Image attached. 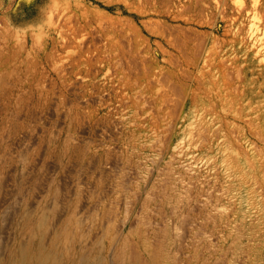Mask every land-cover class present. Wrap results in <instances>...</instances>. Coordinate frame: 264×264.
Here are the masks:
<instances>
[{
  "label": "rangeland",
  "instance_id": "1",
  "mask_svg": "<svg viewBox=\"0 0 264 264\" xmlns=\"http://www.w3.org/2000/svg\"><path fill=\"white\" fill-rule=\"evenodd\" d=\"M73 57L135 69L158 102L47 129L41 85ZM40 250L264 264V0H0V264Z\"/></svg>",
  "mask_w": 264,
  "mask_h": 264
},
{
  "label": "crops",
  "instance_id": "2",
  "mask_svg": "<svg viewBox=\"0 0 264 264\" xmlns=\"http://www.w3.org/2000/svg\"><path fill=\"white\" fill-rule=\"evenodd\" d=\"M73 60L70 70H66L64 64L57 67V73H61V77H58L54 86L45 87V95L44 85H41L40 102L45 108L41 112H45L47 129L48 124L62 117L75 123L87 120L108 126L113 120L127 119L126 115L130 113L147 111L144 97H151L153 100L156 98L155 102H158L159 83L152 84L151 87L143 85L146 83L143 80L139 83L142 76L137 75L135 69L128 72L114 60L104 66L100 57L86 58L84 61L79 58L77 62L73 57ZM67 72L71 75L70 81L67 79ZM77 126L72 133L78 136L80 127ZM49 129L59 130L52 129L51 125ZM106 129L108 128H102V131Z\"/></svg>",
  "mask_w": 264,
  "mask_h": 264
},
{
  "label": "bare ground",
  "instance_id": "3",
  "mask_svg": "<svg viewBox=\"0 0 264 264\" xmlns=\"http://www.w3.org/2000/svg\"><path fill=\"white\" fill-rule=\"evenodd\" d=\"M28 254H24L23 263L22 264H57V261L50 255L48 252L44 250H40L37 254L31 255L29 252ZM84 264H88L84 263Z\"/></svg>",
  "mask_w": 264,
  "mask_h": 264
}]
</instances>
